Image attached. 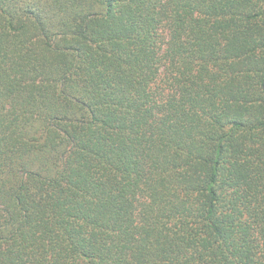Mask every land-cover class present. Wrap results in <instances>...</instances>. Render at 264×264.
I'll use <instances>...</instances> for the list:
<instances>
[{"label":"trees","instance_id":"16d2710c","mask_svg":"<svg viewBox=\"0 0 264 264\" xmlns=\"http://www.w3.org/2000/svg\"><path fill=\"white\" fill-rule=\"evenodd\" d=\"M0 264H264V0H0Z\"/></svg>","mask_w":264,"mask_h":264}]
</instances>
